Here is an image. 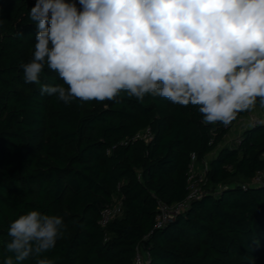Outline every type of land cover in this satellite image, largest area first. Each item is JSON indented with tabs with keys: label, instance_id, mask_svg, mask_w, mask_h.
I'll use <instances>...</instances> for the list:
<instances>
[{
	"label": "trees",
	"instance_id": "16d2710c",
	"mask_svg": "<svg viewBox=\"0 0 264 264\" xmlns=\"http://www.w3.org/2000/svg\"><path fill=\"white\" fill-rule=\"evenodd\" d=\"M34 6L0 0V264L12 255L10 223L33 210L66 225L39 257L55 264H134L139 246L150 264H264V184L254 183L264 171V121L221 148L249 109L224 126L204 123L199 106L150 95L68 105L41 96L19 66L37 42L28 17ZM41 82L63 83L47 67ZM255 105L263 107L259 97ZM147 131L149 139L138 138ZM216 150L201 197L157 229L158 203L189 194L192 156L201 165ZM116 198L123 214L102 228L101 213Z\"/></svg>",
	"mask_w": 264,
	"mask_h": 264
},
{
	"label": "clouds",
	"instance_id": "9594fccd",
	"mask_svg": "<svg viewBox=\"0 0 264 264\" xmlns=\"http://www.w3.org/2000/svg\"><path fill=\"white\" fill-rule=\"evenodd\" d=\"M36 0L37 35L21 62L26 84L65 105L146 95L199 106L204 123L228 126L260 98L264 106V0ZM3 21L0 20V24ZM20 36V33H17ZM63 83H42L45 68ZM66 225L33 210L10 223L3 264L56 246Z\"/></svg>",
	"mask_w": 264,
	"mask_h": 264
},
{
	"label": "built area",
	"instance_id": "2783aa9c",
	"mask_svg": "<svg viewBox=\"0 0 264 264\" xmlns=\"http://www.w3.org/2000/svg\"><path fill=\"white\" fill-rule=\"evenodd\" d=\"M34 4H36V0H28ZM77 2V7H80ZM261 122V120L259 121ZM256 123V122H255ZM254 124V123H253ZM146 133H141L138 138H145L146 140L149 139V135ZM143 134V135H142ZM193 164L191 166V176H190V185H189V194L187 195L186 199L183 202H179L173 205H167L163 202L158 203V214L156 217V228L160 229L163 228L168 222L172 221L179 213L184 212L193 200L199 199L201 197V184L204 181L205 173L209 168V160H205L201 167L203 168V180L201 184L196 185L193 183V179L195 176V166H196V158L193 155ZM255 184H264V171L259 172L254 179ZM123 214V207H122V199L116 198L114 202L107 206L101 213V219L99 224L102 228H106L112 221L119 218ZM151 254L147 251L143 246H139L136 251L134 264H150Z\"/></svg>",
	"mask_w": 264,
	"mask_h": 264
},
{
	"label": "rangeland",
	"instance_id": "374dc122",
	"mask_svg": "<svg viewBox=\"0 0 264 264\" xmlns=\"http://www.w3.org/2000/svg\"><path fill=\"white\" fill-rule=\"evenodd\" d=\"M264 121V106L260 107L257 105H253L252 107L249 108V113L239 119L235 123V125L231 128L229 131L227 137L225 138V141L221 144V148L225 146H235L237 145L240 136L242 133L249 128L253 123L259 122V121ZM143 135V134H142ZM218 153V150L214 151L208 158L210 160L212 157L216 156ZM195 176L193 179V183H196V185L201 184L204 176H203V168L201 165H196L195 169Z\"/></svg>",
	"mask_w": 264,
	"mask_h": 264
}]
</instances>
